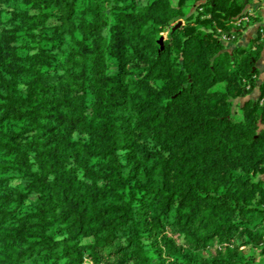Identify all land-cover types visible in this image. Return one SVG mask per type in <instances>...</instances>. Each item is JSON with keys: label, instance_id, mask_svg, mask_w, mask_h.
<instances>
[{"label": "trees", "instance_id": "1", "mask_svg": "<svg viewBox=\"0 0 264 264\" xmlns=\"http://www.w3.org/2000/svg\"><path fill=\"white\" fill-rule=\"evenodd\" d=\"M262 1L0 0V264H264Z\"/></svg>", "mask_w": 264, "mask_h": 264}, {"label": "crops", "instance_id": "2", "mask_svg": "<svg viewBox=\"0 0 264 264\" xmlns=\"http://www.w3.org/2000/svg\"><path fill=\"white\" fill-rule=\"evenodd\" d=\"M251 8V12L255 14L258 13L260 17L258 22L245 24L246 29L243 31L242 36L239 38V41L237 42V44H233L230 42L229 48H235L238 46L246 47L250 44L252 38L257 37L260 30L264 31V1L254 4Z\"/></svg>", "mask_w": 264, "mask_h": 264}, {"label": "rangeland", "instance_id": "3", "mask_svg": "<svg viewBox=\"0 0 264 264\" xmlns=\"http://www.w3.org/2000/svg\"><path fill=\"white\" fill-rule=\"evenodd\" d=\"M257 15V14H256ZM238 21V20H237ZM236 21V22H237ZM235 22V23H236ZM234 23V25H235ZM245 26V25H244ZM241 28V27H240ZM221 40L225 43V45H227V47H230V42L228 41V38L224 35L221 36ZM257 68L259 69V76H258V84L262 83L264 81V57L262 58V60L259 61V63L257 64ZM258 97V90L256 89L249 98H253L256 99ZM245 101V99H240L238 101H236L234 103V109L236 107H239L243 102ZM262 178H264V176H262Z\"/></svg>", "mask_w": 264, "mask_h": 264}, {"label": "built area", "instance_id": "4", "mask_svg": "<svg viewBox=\"0 0 264 264\" xmlns=\"http://www.w3.org/2000/svg\"><path fill=\"white\" fill-rule=\"evenodd\" d=\"M252 17H256V14L255 13H250L249 15L239 19L236 23H235V26L236 27H242L244 26L245 24H249L250 21H251V18Z\"/></svg>", "mask_w": 264, "mask_h": 264}]
</instances>
